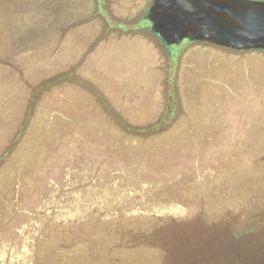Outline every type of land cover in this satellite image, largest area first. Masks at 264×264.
I'll return each instance as SVG.
<instances>
[{"label":"rangeland","instance_id":"obj_1","mask_svg":"<svg viewBox=\"0 0 264 264\" xmlns=\"http://www.w3.org/2000/svg\"><path fill=\"white\" fill-rule=\"evenodd\" d=\"M130 2L136 3V0ZM109 7V2H104V8L110 17L119 22H126L127 28L132 27L130 23L132 20L117 18ZM129 31L131 34L128 35V39L136 40L137 32L132 29ZM115 40L110 37L103 42H97L96 45L89 44L90 47L87 45L82 52L72 53L67 64H64L62 59L63 62L57 61L59 64H50L51 59L58 56L54 52L50 55L51 59L50 56L40 58L44 59L38 65L43 71L39 76L40 83L63 71H72V76L61 81L56 80L55 83L40 90L34 107L32 108L30 104L20 114L21 122H24L23 128L17 140L8 146L6 156L0 160V170L4 168L0 173V187L1 177L5 175L11 187L15 184L18 186L20 184L18 171L22 173L39 156L40 160L43 158L44 169L61 175L55 180L58 183L56 189H60L59 193L64 185L70 190L68 172L63 168L66 162L84 164L86 161L94 174L116 168L126 170L142 180L152 181L178 175L185 170L189 172L191 157L195 153H198L199 157V150L201 151L203 146L205 150L200 154L202 160L212 162L215 159L220 163L222 159L231 158L235 161L232 162L235 173L240 171L245 159L249 164L250 158L262 155L256 154L259 145L253 152L247 151L246 145L253 140L251 136L253 130L248 127L249 123L259 119L256 117L264 116V85L261 87L264 78L260 80V76L257 77L264 75V58L246 57L237 52L234 54L229 49H219L196 42H183V47L180 46L179 52L171 56L166 68L159 60V55L156 59L146 58L149 50L145 46L140 45L134 49L127 47L125 43L118 45ZM11 75L6 76L4 81L6 85L14 80ZM2 82L3 77L0 74V84ZM65 89L76 98L82 92L85 93L88 101L85 112H81L78 105L72 106L71 111H65L66 113L60 106L51 105L57 98L63 101V96H66ZM19 100L14 91L1 96L3 104L6 107L9 105L8 109L11 112L5 111L6 115L9 114L8 117L17 111L16 105ZM164 100L171 102L170 106L174 109L175 115L166 123H162L157 133H165L164 131L172 127L182 128L176 132H181L179 137L186 139L188 133L199 131L193 141L184 143L188 145L170 148L169 143L176 136V132L170 131L166 140L163 138L152 140L146 146L133 145L121 135L118 138L115 134L113 136L109 128L115 127V117L119 116L132 125L143 126L160 117ZM207 133L216 139L211 138L207 141L202 138ZM81 134L88 139L83 144L79 140ZM52 138L56 141L50 140ZM51 142L55 143L54 148L49 145L44 151V144L48 145ZM212 144L216 146L213 147ZM231 154L234 156L228 158ZM228 161L226 162L230 166ZM44 185L46 189L50 188V183L44 181ZM4 192V189L0 191V195ZM61 195L64 197L65 194ZM57 198L61 201L59 197ZM54 200L57 201L55 196ZM183 200L188 201L192 208L200 206L197 194L194 196L187 193V198ZM207 203L211 202L205 201L203 207L206 216L210 217L212 213L207 208ZM38 209L37 207L35 210ZM15 212L19 216L16 210L13 213ZM68 224L62 225L67 226L69 230ZM42 225V221L40 223L27 221L21 227L14 225V230L9 236L11 238L7 239L11 243L18 241L23 238L26 230H29L32 238L41 231ZM46 225L49 226L43 227L41 233L47 228L58 229L60 226L52 223ZM60 231L63 230L57 233H61ZM69 233L73 235L72 232ZM79 235H76L77 244L80 243ZM26 243L27 241L23 240L24 246ZM103 244L101 243L100 248L101 264H116L109 258H116L117 255L126 256L124 254L126 252H120L113 242L109 243L113 247L111 249L104 248ZM96 249H88L91 250L92 261L97 259V255H94ZM15 251L18 249L12 247V255ZM22 251L26 253H22L21 256L0 255V260L4 264H60L52 256H37L32 252L28 253L25 247H22ZM128 261L122 260V264Z\"/></svg>","mask_w":264,"mask_h":264},{"label":"trees","instance_id":"obj_2","mask_svg":"<svg viewBox=\"0 0 264 264\" xmlns=\"http://www.w3.org/2000/svg\"><path fill=\"white\" fill-rule=\"evenodd\" d=\"M229 50L246 57L264 58L262 50ZM71 76L72 71L60 72L46 78L37 89L42 90L56 80ZM168 104L171 105V102ZM169 108L171 112L166 109L156 120L143 126L132 125L119 116L115 117V127L109 129L113 136L115 134L118 138L121 135L133 145L146 146L152 140H166L169 131L175 133L182 129L172 127L165 133H157L158 127L175 115L174 109ZM198 132L188 133L186 139L179 137L181 132H176L169 143L170 148L175 149L186 141H193ZM202 138L207 141L216 139L210 133ZM204 150L203 146L200 154ZM200 154L199 157L198 153L191 157L189 172L185 170L178 175L152 181L142 180L116 168L94 174L88 162H71L65 169L70 190L58 193L54 189L58 183L48 178L51 189L43 200L44 206H39L32 214L37 215L38 223L42 221L40 229L49 226L47 223L70 221L69 231L75 235L82 231L94 239V236L101 234L106 239L102 240L104 248H113L109 244L113 242L120 252L127 253H124L126 256L109 258L116 264H122L125 259L132 264H264V218L253 228L247 227L245 230L236 208L224 210L214 218H206L204 202L219 196L216 189L235 175L232 163L235 161L222 159L218 163L214 159L210 162L202 160ZM187 193L197 194L198 208L190 207L188 201L183 200L187 198ZM61 194H65L64 197ZM15 210L20 211V208L16 207ZM80 223L84 225L83 230L79 229ZM60 227L62 230L63 227L68 228L60 225L58 229H53L60 230ZM45 232L39 231L38 237ZM86 247L95 249V241L87 239Z\"/></svg>","mask_w":264,"mask_h":264},{"label":"flooded vegetation","instance_id":"obj_3","mask_svg":"<svg viewBox=\"0 0 264 264\" xmlns=\"http://www.w3.org/2000/svg\"><path fill=\"white\" fill-rule=\"evenodd\" d=\"M152 1L136 0V3H132L130 0H0V74L3 77V82L0 84V160L6 156L8 146L11 142L17 140L15 138L23 128L24 122H21L20 114L30 104H32L33 108L40 95V90L37 87L40 84L39 76L43 71L38 65L41 60H44L40 58H48L54 52L55 55L63 56V58L56 56L51 59L50 56L49 58L52 60L49 62L50 64L58 63L57 61L62 60L64 64H67L72 53L82 52L87 45H96L97 42H103L110 39V37L113 40H118H115L118 45L125 43L127 47L134 49H137L140 45L145 46L149 50L146 58L152 57L156 59L157 55H159V60L166 65V68H168L171 56L179 52L181 47H183V42H196L219 49H230L208 42L189 41L187 39H183L177 44L165 43L160 35L151 28V22L147 18ZM104 2H109V8L117 18L132 20L133 22H130L132 27L130 28L132 31H136L138 36L141 35V37L137 36L136 40L128 39V35L130 36L131 34L129 30L131 29L125 26L126 22H119L110 17L105 10L106 7L104 8ZM141 54L143 55V53ZM167 72L169 73V70ZM10 74L13 75L14 80L6 85L4 81L6 76ZM259 76L260 80L264 78L262 74L257 77ZM14 83L15 86H13ZM263 85L264 82L261 83V87ZM13 91L16 92L20 100L16 105L17 111L8 117L9 114L6 115L5 111H10L8 109L9 105L6 107L3 104L1 96ZM65 93L66 96H63L62 102L59 100L60 98H57L51 102V105L60 106L64 109V112H70L71 107L76 105L79 106L81 112L86 111L88 101L84 92L78 98L71 96L66 89ZM167 101L169 102V100ZM164 102L161 112L166 109L171 112L172 109L169 108L168 102L166 103V100ZM256 118L259 119L255 122H250L248 126L253 130L251 133L253 140L247 143L246 150L253 152L259 145L256 154L262 155L250 158L251 164L258 163L259 166L257 165L253 169L249 167V170L246 167L248 160L245 159L239 171L243 175H246L248 171L253 172L251 174H262L264 172V116ZM14 135L16 136L14 137ZM79 138L82 141L81 144L88 140L84 134H81ZM50 140L56 141L54 138ZM49 145L53 149L55 143L51 142L48 145L45 143L44 151H46V146L48 147ZM231 156L234 155L231 154L228 158ZM37 158L22 173L18 171L20 183L18 186L15 184L14 187H11L7 175L1 177L0 191L4 189L5 192L0 195V255L11 256V248L16 247L18 251L13 252V255L18 254L21 256L22 253H26V251H22V247H25L28 253L32 252L37 256H52L60 264H101L102 251L100 248L103 240L101 234L94 236V239H92V236L81 233L79 235L80 243L76 244V235H72L68 229L63 227V231H65L63 234L57 233L59 230L47 228L45 231H52L51 234H46L47 231L45 234H40L39 237L35 235L31 238V233L26 230L28 233L24 231L22 239L14 242L12 240L14 244L7 239L11 231L14 230V225L21 227L27 221L35 222L39 220L37 215H33L32 212L37 207L44 206L43 200L51 189L44 187V181L46 183L48 178L56 180L58 176L53 171L51 172L50 169H44L45 165H43L42 157L41 160L40 156ZM236 159L239 160L238 158ZM67 165L69 163H64L63 168L66 169ZM3 170L4 168L0 170V173ZM58 177H61V175ZM63 187H60L62 191H68L67 186L64 185ZM56 191H60V189L58 188ZM215 192H218L219 196L215 197V199L211 197V200H209L211 203H207V208L211 210L213 218L216 217L219 211L226 210V180L223 182L222 187L217 188ZM16 207L20 208V211H17L19 216L16 215V212L13 213ZM206 218L211 219V217L207 216ZM61 222L68 224L70 221ZM61 222H56L53 225H62ZM79 225L80 228L82 226L80 230H83L84 225L81 223ZM255 225L251 224L248 228H253ZM43 229L41 228L40 230L42 231ZM87 239L95 241L97 249L94 255H97V259L94 261L90 259L91 250L86 247ZM23 240L27 241L25 246ZM72 247L75 249H71ZM0 264H4V262L0 260ZM126 264H132V262L129 260Z\"/></svg>","mask_w":264,"mask_h":264},{"label":"water","instance_id":"obj_4","mask_svg":"<svg viewBox=\"0 0 264 264\" xmlns=\"http://www.w3.org/2000/svg\"><path fill=\"white\" fill-rule=\"evenodd\" d=\"M147 18L167 44L187 39L264 50V0H153ZM257 165L247 161L246 167ZM251 173L237 172L226 180V210L236 208L244 227L264 218V172Z\"/></svg>","mask_w":264,"mask_h":264}]
</instances>
